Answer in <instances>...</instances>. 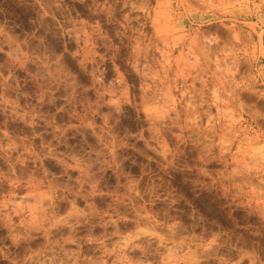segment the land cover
<instances>
[{
    "label": "clouds",
    "instance_id": "obj_1",
    "mask_svg": "<svg viewBox=\"0 0 264 264\" xmlns=\"http://www.w3.org/2000/svg\"><path fill=\"white\" fill-rule=\"evenodd\" d=\"M0 264H264V0H0Z\"/></svg>",
    "mask_w": 264,
    "mask_h": 264
}]
</instances>
